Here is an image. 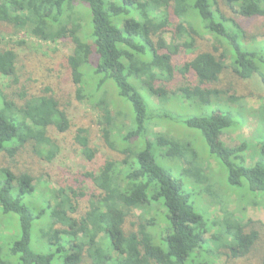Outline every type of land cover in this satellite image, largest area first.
I'll use <instances>...</instances> for the list:
<instances>
[{
    "label": "trees",
    "instance_id": "1",
    "mask_svg": "<svg viewBox=\"0 0 264 264\" xmlns=\"http://www.w3.org/2000/svg\"><path fill=\"white\" fill-rule=\"evenodd\" d=\"M172 16L187 34V41L173 51L156 46L153 40L166 33ZM259 18H264V0H0V23L28 31L44 42H72L68 65L78 94H88L94 101L105 141L124 156L121 162L107 161L96 175L87 174L99 194L89 198L83 213L78 198L84 194L51 190L52 207L41 195L34 200L32 177L0 169V213L16 220L8 239L0 235V264H212L209 260L223 256L230 264L248 256L259 240L258 231L247 232L248 226L234 216L226 215L221 222L204 221L185 183L157 164L155 150L188 175L194 171L192 180L187 177L190 184L212 195L206 169L189 146L162 135L151 141L147 126L154 115L148 116L149 95L165 97L157 83L171 80L175 72L185 83L175 95L198 108L243 101L220 88L226 71L242 81L255 75L264 81V43L246 48L247 35L241 25L242 20ZM207 36L214 39L213 45L198 53L197 37ZM181 49L195 55L176 69L172 58ZM15 60L14 52L0 53L1 76L15 77ZM108 83L131 108L132 114L123 117L121 125L112 115L110 98L100 94ZM3 100L0 154L14 156L33 142L38 157L48 162L56 159L59 147L48 129L64 134L71 126L59 103L48 95L28 100L21 108ZM215 111L182 124L201 133L228 186L256 197L247 204L258 205L264 200V131L256 139L261 159L249 165L251 145L226 147L220 137L233 120ZM75 142L87 160L95 158L86 131L80 130ZM138 208L153 211L154 217L137 225V231L127 232V219ZM215 227L218 232L208 240L206 235ZM201 254L208 259L196 263ZM258 264H264V257Z\"/></svg>",
    "mask_w": 264,
    "mask_h": 264
},
{
    "label": "rangeland",
    "instance_id": "2",
    "mask_svg": "<svg viewBox=\"0 0 264 264\" xmlns=\"http://www.w3.org/2000/svg\"><path fill=\"white\" fill-rule=\"evenodd\" d=\"M217 1L221 2V0ZM81 6L86 5L81 4ZM78 11L77 5L74 12ZM241 23L247 35L246 48L257 47L264 43V18L242 20ZM0 26V53L11 51L16 55L15 77L6 78L0 75V112L4 109V98L7 102H12L16 107L21 108L28 100L48 95L59 103L60 109L67 113L71 122L70 129L64 134L58 133L55 128L48 129V136L59 147L58 155L53 161L48 162L38 157L34 151V143L29 142L18 149L14 156L8 152L1 153L0 169H8L14 176L26 174L32 177L33 187L36 189L35 201L40 195L45 200H50V191L56 189L73 190L78 194H84V197L78 198L79 211L83 213L89 198L99 194L87 174L96 175L107 161L121 162L124 156L105 141L100 123L101 115L94 101L89 99L88 94L85 96L78 94V87L73 82L68 65V58L74 49L72 42L69 40L56 43L44 42L30 35L28 31L15 30L12 25L0 23ZM179 26L180 23L172 16L166 33L153 37L156 46L172 51L173 48L182 46L187 41V34L184 30H179ZM213 43L212 37H197L195 50L198 53L208 51ZM194 55L192 51L181 49L172 58V66L180 69ZM227 64H231V59ZM184 85L183 78L177 72L171 80L157 83V87L162 88L166 94L165 97L149 95V103L152 106L148 116L154 115L153 118L148 119V137L154 141L155 135H162L189 146L200 166L207 171L213 188L212 195L203 193L195 185L190 184L189 178L193 179L194 171L188 175L182 166L174 165L172 160L159 156L161 151L158 149L155 150L157 164L185 183V191L191 196L196 211L203 216L204 221H208L209 218L212 222L214 220L221 222L226 215L234 216L243 225L248 226L247 232L258 231L259 240L251 253L244 258L232 260L230 263L258 264L264 257V200L258 205L247 204L250 199L255 200L256 197L251 198L242 190L229 187L223 168L219 161L210 155L201 133L186 127L182 122L193 117L210 116L212 111L219 109L224 113L223 115L230 116L233 120L231 128L225 131L220 141L229 148L237 147L242 142L250 144L248 163L253 165L261 159V149L256 139L264 131V81L259 75H255L251 80L242 81L236 78L231 71H226L222 76L220 88L226 91L231 90L229 95L243 98V101L232 106L213 104L211 107L204 108H198L197 105L187 103L175 95L177 90ZM103 93L110 98L111 111L116 124L125 123L123 117L132 114L129 104L117 96L116 90L110 83L104 86L100 94ZM144 97L146 98L145 94ZM125 125L128 127L127 124ZM118 128L121 133L124 131L123 128ZM80 130L87 132L90 147L96 151V156L92 161L82 155L79 145L75 142V137ZM48 203L54 206L53 201L50 200ZM153 217V211L149 209H134L127 219L125 230L127 232L137 231L139 228L137 225L147 224ZM0 218V235H6L8 239L16 220L13 216L2 215V213H0ZM216 232L218 229L215 227L206 235V238L212 240L211 236ZM31 246L35 250L33 242ZM111 253L117 257L115 252ZM198 257H196V263L208 259V256L203 254ZM209 261L212 264H226L228 259L223 256L215 261Z\"/></svg>",
    "mask_w": 264,
    "mask_h": 264
}]
</instances>
